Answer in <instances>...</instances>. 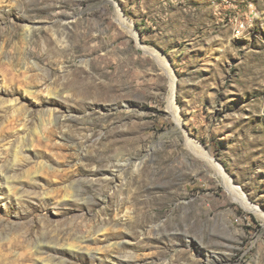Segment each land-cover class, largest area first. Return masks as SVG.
<instances>
[{"label": "rangeland", "instance_id": "rangeland-1", "mask_svg": "<svg viewBox=\"0 0 264 264\" xmlns=\"http://www.w3.org/2000/svg\"><path fill=\"white\" fill-rule=\"evenodd\" d=\"M0 264H264V0H0Z\"/></svg>", "mask_w": 264, "mask_h": 264}, {"label": "bare ground", "instance_id": "bare-ground-1", "mask_svg": "<svg viewBox=\"0 0 264 264\" xmlns=\"http://www.w3.org/2000/svg\"><path fill=\"white\" fill-rule=\"evenodd\" d=\"M174 86V85H173ZM187 148L189 149V151L194 155V157L198 158L199 160L203 161L205 164H207L208 166H210L213 170H215L219 175H223V170L222 167L220 166V164H218L216 162V160L204 149L201 147V145L199 144H194L192 142H189L187 144ZM230 180L226 177H224V184H226L227 188L232 189L231 184H230ZM227 189V190H228ZM233 190V189H232ZM237 191V189H236ZM233 192V191H232ZM231 196V195H230ZM234 199L236 201H238L245 209L249 210V211H253L255 213H257L258 209H255L252 207V205H250L245 198L243 197H239V196H234ZM261 216V215H260ZM54 248V247H52Z\"/></svg>", "mask_w": 264, "mask_h": 264}]
</instances>
